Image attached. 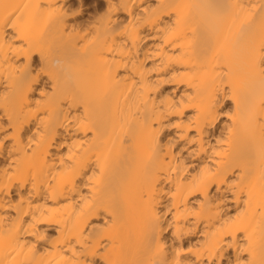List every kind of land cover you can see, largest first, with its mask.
I'll use <instances>...</instances> for the list:
<instances>
[{
  "label": "bare ground",
  "instance_id": "bare-ground-1",
  "mask_svg": "<svg viewBox=\"0 0 264 264\" xmlns=\"http://www.w3.org/2000/svg\"><path fill=\"white\" fill-rule=\"evenodd\" d=\"M0 264H264V0H0Z\"/></svg>",
  "mask_w": 264,
  "mask_h": 264
},
{
  "label": "rangeland",
  "instance_id": "rangeland-1",
  "mask_svg": "<svg viewBox=\"0 0 264 264\" xmlns=\"http://www.w3.org/2000/svg\"><path fill=\"white\" fill-rule=\"evenodd\" d=\"M91 4L93 5V4H94V2H93V1H91Z\"/></svg>",
  "mask_w": 264,
  "mask_h": 264
}]
</instances>
